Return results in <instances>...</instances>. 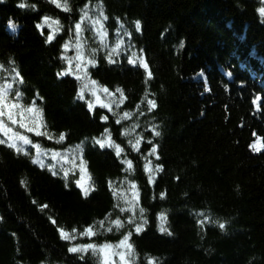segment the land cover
<instances>
[{
  "label": "trees",
  "instance_id": "16d2710c",
  "mask_svg": "<svg viewBox=\"0 0 264 264\" xmlns=\"http://www.w3.org/2000/svg\"><path fill=\"white\" fill-rule=\"evenodd\" d=\"M22 2L35 8L18 7ZM68 4L71 12L51 0L0 2V64L8 68L14 62L24 81L18 85L23 92L19 102L31 105L35 99L54 139L25 134L33 143L60 152L85 141L83 158L95 188L86 198L76 187L78 171L70 174L66 187L59 165L53 175L32 162L35 149L24 155L0 144V264H99L90 254L81 260L69 247L117 242L128 231L133 232L131 242L141 257L149 254L159 264H264V148L259 152L250 148L257 137L264 143L261 1L68 0ZM86 5H97L108 17L104 24L109 45L116 38L124 44L114 57L116 63L109 64V48H102L95 32L84 27L87 49H98L99 66L90 69L91 78L110 92L117 87L124 91V103L112 105L111 111L97 105L90 112L87 103L77 99L75 76L57 75L67 65L61 55L72 51L65 52L62 45L74 39L75 24ZM45 16L64 25L51 43H45L47 26L43 35L36 27ZM10 19L18 26L15 33L8 27ZM133 53L136 60L129 64ZM234 73L240 83L232 81ZM11 99L15 101V93ZM149 101L155 107L150 108ZM125 113L131 116L117 123ZM102 116L108 119L102 121ZM5 122L12 126L6 117ZM105 128L124 149L119 157L113 149L92 142ZM61 133L65 139L56 144ZM137 137L139 151L129 144ZM149 159L154 167L151 179L144 163ZM122 160H130L133 170L125 172ZM126 177L137 185L139 207L146 209L147 224L139 235L135 225L127 223L132 212L121 213L117 205H126L112 194L113 188L127 190ZM165 210L171 235L158 229V213ZM117 217L125 222L119 232L99 231L92 239L77 235L75 241L60 237L59 229L80 232L89 225L99 228V221H105L106 228V218ZM135 219L139 222L138 209Z\"/></svg>",
  "mask_w": 264,
  "mask_h": 264
},
{
  "label": "snow or ice",
  "instance_id": "6c2138e0",
  "mask_svg": "<svg viewBox=\"0 0 264 264\" xmlns=\"http://www.w3.org/2000/svg\"><path fill=\"white\" fill-rule=\"evenodd\" d=\"M3 2V0H0ZM56 7L62 9L64 12H71L72 9L68 4V0H51ZM21 8H35L34 5H28L26 2H22L18 5ZM87 5L84 9H81L80 20L75 24V34L74 41H66L62 48L67 52L70 48L75 49V55L69 56L62 54L60 59L68 64L62 72H58L59 77H66L73 72L72 62L76 61L75 64V78L80 82L79 89L77 92V99L85 101L88 105V110L94 111L96 106L99 105L100 108H106L111 111V106L115 105L117 108L124 103V91L123 89L117 87L116 92L120 94V99H116L115 95L109 91L106 86H103L99 81H95L91 78L90 69L98 67L97 63V53L98 49L96 47H90L86 51V44L84 42V22L89 21L91 30H93L96 36L99 38V44L102 48H109L107 43V29L105 28L104 21L108 19L107 16L101 11L100 17L93 19L89 12L87 11ZM47 26L49 29V34L45 40V43H51L58 34H60L64 25L59 19L51 18L45 16L42 18V22L37 24L36 27L41 30L43 35V28ZM137 28H140V23L137 22ZM8 27L13 33L17 30V24L11 19L8 21ZM122 47V41H118L114 47H111L107 53V60L109 64H115L116 61L114 57L120 55ZM135 56V53H133ZM134 63L132 58H129V64ZM146 67V65H144ZM2 73H7L8 75H2ZM23 77L20 75L18 68L15 66L14 62H11L10 67L5 68L3 64H0V144L7 143L8 147L13 148L17 153H23L24 155H29V148L35 149L36 155L32 157V162L39 165L41 168L47 167L53 175L57 174L56 166L59 165V171L63 173V179L65 180L66 187L68 186V181L70 174H72L77 168L80 172V179L77 180L76 187L80 188L83 195L87 198L92 191H94V184L92 183L91 174L87 171L88 162L83 158L84 143L81 141L80 144L72 146L65 149L63 152L56 151L54 149H46L40 143H33L32 138L25 133H30L37 138H47L48 140L54 139V134L48 132L46 122L44 120L43 110L36 105L35 99L31 105H24L19 102L22 100L23 92L18 90V85H23ZM103 93L108 97V102L105 103L100 96ZM12 93H15V101L11 99ZM85 93H91L94 97V101L89 99L85 100ZM38 97V93H37ZM261 98H257L260 100ZM256 103V101H255ZM150 108L155 107L153 101H149ZM257 110L261 109L257 106ZM131 116V113H125L124 116L119 117L117 123L121 119H127ZM5 117L9 123L5 122ZM102 121L108 119L107 116H102L100 118ZM15 126L24 131H18ZM138 127V125H137ZM133 129H125L122 135H129ZM155 135L159 136V132H155ZM255 135V133H254ZM65 139V134L61 133L58 138H55L56 144H61ZM88 138H85L87 140ZM260 137H257V142L250 145L253 152H259L264 148V143H260ZM92 142L94 145H99L101 149H113L116 156L119 157L123 153L124 149L117 144L112 139V133L108 128L104 129V132L99 138L93 137ZM140 138L137 137L135 142L129 140V144L135 151H139ZM156 149L153 147L152 153H155ZM54 162L53 164H46L42 157H49ZM122 164L126 165L125 172L133 170V165L130 160H122ZM149 165L145 164V170H148ZM159 167V166H158ZM162 170V169H161ZM125 181L128 184V189H117L113 188L112 182H109V187L113 188V197L122 201L126 207H119L121 213L132 212V216L129 217L127 223L129 225H135V234L139 235L144 231V226L147 224V219L145 218L146 209L139 207V190L137 185L128 181L127 177ZM24 182L22 181V184ZM131 192V196H129ZM163 193L161 197L163 198ZM138 209L139 222L136 221L135 216ZM205 219H208L205 217ZM108 226L105 228V221H99V228H94L93 225H89L83 229V231L78 232L77 229L73 228L71 232H67L64 229H59L61 239L65 241H75L77 235L80 237H86L89 239L94 238L99 231L112 233L114 230L119 232L125 227V222L119 217L115 220H110L106 218ZM158 229L161 233H166L171 235L167 227V215L166 210L158 213ZM202 223V221H201ZM218 226L223 230L225 228L224 223L216 222ZM133 236L132 231H128L122 236V238L116 243L105 241L102 244L97 243H86V244H73L69 247L68 251L80 256L83 260L85 256L91 255L94 257L99 264H141L142 260L144 264H159V260L149 254H144L143 258L141 254L137 251L135 245L131 242V237Z\"/></svg>",
  "mask_w": 264,
  "mask_h": 264
},
{
  "label": "rangeland",
  "instance_id": "374dc122",
  "mask_svg": "<svg viewBox=\"0 0 264 264\" xmlns=\"http://www.w3.org/2000/svg\"><path fill=\"white\" fill-rule=\"evenodd\" d=\"M261 1V7L259 8V14L261 15V17H262V19L264 20V0H260ZM88 7H87V11L89 12V15L93 18V19H96L97 17H100V10L98 9V7H97V5H93V6H91V5H87ZM80 20V19H79ZM87 27V28H90V25H89V21H85L84 22V27ZM91 29V28H90ZM73 34H75V29H74V33ZM96 38H97V40H99V38L96 36ZM108 40H109V38H108V35H107V43H108V45H109V42H110V40H109V42H108ZM73 41H74V39H73ZM118 41H122V39H117L116 38V41L112 44L113 46H110L109 45V50H110V48L111 47H114L115 45H116V43L118 42ZM84 42H85V40H84ZM85 44H86V42H85ZM124 46V44H123V41H122V47ZM122 47H121V49H122ZM106 49H108V48H106ZM70 50V49H69ZM68 50V51H69ZM88 49H87V44H86V51H87ZM76 53H75V49H72V51L70 52V55L69 56H74ZM75 64H76V61H73L72 62V66H73V68H75ZM73 74H74V76H75V69H73ZM79 84H80V82H79ZM101 99L104 101V99H106L107 100V102H108V97L107 96H105L102 92H101ZM85 97H89L91 100H93L94 101V97H92L91 96V93H85ZM115 97H116V99H120V95H117V94H115ZM105 102V101H104ZM106 102V103H107ZM113 106H115V105H113ZM145 164L147 163L148 165H149V167H148V170H146L147 171V173H148V175H149V178H150V176H152L153 175V171H154V167L151 165V164H153V160L152 159H149V160H147L146 162H144ZM75 171H78V172H74L76 175H77V180H79L80 179V172H79V169L77 168ZM151 179V178H150ZM128 189V188H127ZM129 196H131V192H129ZM112 243H116V242H112Z\"/></svg>",
  "mask_w": 264,
  "mask_h": 264
},
{
  "label": "bare ground",
  "instance_id": "6f19581e",
  "mask_svg": "<svg viewBox=\"0 0 264 264\" xmlns=\"http://www.w3.org/2000/svg\"><path fill=\"white\" fill-rule=\"evenodd\" d=\"M129 58H132L133 59V61L135 62V60H136V56H133V54L132 55H130L129 56ZM67 64V63H66ZM66 68L68 67V64L65 66ZM72 68H73V66H72ZM73 69H75V68H73ZM235 74V73H234ZM71 75H73L74 76V74H73V72L71 73ZM240 78L235 74L234 75V78L232 79V81L234 82V81H236V83H240ZM114 95L115 94H118L117 92H112ZM100 95H101V93H100ZM104 101H105V103L107 102V100L106 99H104ZM50 157V156H49ZM53 164V163H52ZM77 189L79 190V191H81L82 192V190L80 189V188H78L77 187ZM83 193V192H82Z\"/></svg>",
  "mask_w": 264,
  "mask_h": 264
}]
</instances>
